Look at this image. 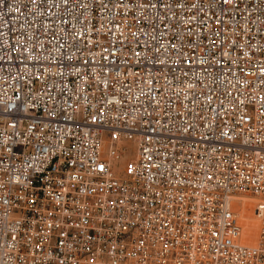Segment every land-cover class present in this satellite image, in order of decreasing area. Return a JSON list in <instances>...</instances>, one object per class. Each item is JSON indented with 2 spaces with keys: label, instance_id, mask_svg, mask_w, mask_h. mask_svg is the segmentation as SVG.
Listing matches in <instances>:
<instances>
[{
  "label": "built area",
  "instance_id": "2783aa9c",
  "mask_svg": "<svg viewBox=\"0 0 264 264\" xmlns=\"http://www.w3.org/2000/svg\"><path fill=\"white\" fill-rule=\"evenodd\" d=\"M0 264H264V0H0Z\"/></svg>",
  "mask_w": 264,
  "mask_h": 264
},
{
  "label": "bare ground",
  "instance_id": "6f19581e",
  "mask_svg": "<svg viewBox=\"0 0 264 264\" xmlns=\"http://www.w3.org/2000/svg\"><path fill=\"white\" fill-rule=\"evenodd\" d=\"M254 201V199L249 197H240L233 198L230 203V206L234 209V212L237 214L238 221L242 227L241 240L243 244L253 245L256 240V226L258 227V221L254 216L252 209Z\"/></svg>",
  "mask_w": 264,
  "mask_h": 264
},
{
  "label": "rangeland",
  "instance_id": "374dc122",
  "mask_svg": "<svg viewBox=\"0 0 264 264\" xmlns=\"http://www.w3.org/2000/svg\"><path fill=\"white\" fill-rule=\"evenodd\" d=\"M119 164H121V163H119ZM254 206V205H253ZM253 206H252V209H253ZM243 226V225H242ZM256 228H258L257 226H256Z\"/></svg>",
  "mask_w": 264,
  "mask_h": 264
}]
</instances>
